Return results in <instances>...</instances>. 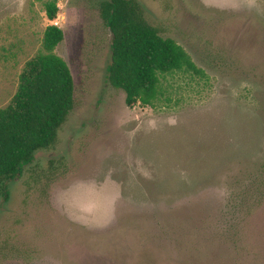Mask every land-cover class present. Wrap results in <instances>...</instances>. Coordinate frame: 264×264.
Returning <instances> with one entry per match:
<instances>
[{"label": "rangeland", "instance_id": "1", "mask_svg": "<svg viewBox=\"0 0 264 264\" xmlns=\"http://www.w3.org/2000/svg\"><path fill=\"white\" fill-rule=\"evenodd\" d=\"M44 1L0 0V108L48 25L74 108L0 195V264H264V0H137L200 70L153 108L106 81L101 0Z\"/></svg>", "mask_w": 264, "mask_h": 264}, {"label": "trees", "instance_id": "2", "mask_svg": "<svg viewBox=\"0 0 264 264\" xmlns=\"http://www.w3.org/2000/svg\"><path fill=\"white\" fill-rule=\"evenodd\" d=\"M59 1L42 4L50 22L57 17ZM97 11L109 35L105 78L110 86L124 92L127 107H155L163 95L161 79L166 76L200 74L182 47L162 37L160 30L146 20L137 0H101ZM63 38L60 28L46 26L41 51L24 64L16 92L0 108V195L4 200L8 199L10 182L21 177L35 154L55 146L58 132L74 108L71 72L54 53ZM48 173L54 177L52 161ZM13 252H18L14 246L0 241V255Z\"/></svg>", "mask_w": 264, "mask_h": 264}]
</instances>
